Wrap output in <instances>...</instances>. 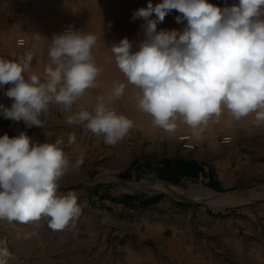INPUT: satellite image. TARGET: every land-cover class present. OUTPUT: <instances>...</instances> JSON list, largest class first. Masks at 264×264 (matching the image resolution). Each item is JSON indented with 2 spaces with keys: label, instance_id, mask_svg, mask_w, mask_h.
<instances>
[{
  "label": "clouds",
  "instance_id": "9594fccd",
  "mask_svg": "<svg viewBox=\"0 0 264 264\" xmlns=\"http://www.w3.org/2000/svg\"><path fill=\"white\" fill-rule=\"evenodd\" d=\"M172 10L180 14L177 23L187 21L183 32L157 31ZM155 14V19L150 17ZM143 18L145 39L133 52L128 38L113 44L111 51L128 83L141 90L138 108L152 116L156 125L172 130L177 116L196 128L226 108L236 118L256 113L264 121V0H239L218 7L208 0H149L132 19ZM112 23H109V27ZM97 37L68 27L52 37L51 64L45 67L43 82L35 74L25 78L34 55L18 60L0 58V88L11 85L4 95L11 107L0 104V115L26 127L42 126L39 116L49 103L71 110L87 89L96 87L100 69L92 57ZM55 65V67H53ZM125 85H114L108 100L119 99ZM68 124H83L105 143L115 144L133 127V122L108 108L100 98L94 112L81 109L67 117ZM69 136V143L75 142ZM31 144L21 132L0 136V220L29 223L42 217L50 229L63 230L81 213L74 191L57 194L58 181L69 161L60 145ZM83 163L80 159L75 167ZM12 253L0 248V264H8Z\"/></svg>",
  "mask_w": 264,
  "mask_h": 264
},
{
  "label": "rangeland",
  "instance_id": "374dc122",
  "mask_svg": "<svg viewBox=\"0 0 264 264\" xmlns=\"http://www.w3.org/2000/svg\"><path fill=\"white\" fill-rule=\"evenodd\" d=\"M161 2L162 0H151L154 6ZM208 2L223 8L236 5L239 0H208ZM32 3L35 5L38 2ZM49 3V16L40 18L44 19L42 24V20L40 23H36L38 20L36 17L26 18L23 12L27 4L18 1L17 8H15L18 15L12 17L7 26L1 27L0 58L18 60L32 52L34 58L29 71L24 73L25 78L35 74L43 82L45 67L52 63L48 53L54 35L61 34V31L69 26L84 34L95 35L97 40L91 51L93 61L100 69L96 79L97 86L87 89L73 103L71 110H65L62 105L63 111L62 114L58 113V118L67 120L68 116L81 109L94 112L100 98H103V102L108 108L131 120L133 127L115 144H107L103 134L95 135L83 124H76L75 129L72 124L65 121L64 127L67 130L64 135H61L62 132L59 131L53 136L50 143H55L57 139L63 141L60 147L69 161L65 174L72 173L79 179L76 181L60 179L57 194L74 191L78 196L81 213L63 230L56 231L49 228L47 219L43 217L39 221L29 223L0 220V248L7 247L12 253L8 264L96 263L101 255H97L96 234L104 232L102 221L105 220V216L97 213L90 194L83 190V183L88 185L96 182H108L114 192L119 188L120 193L148 191L140 194L149 195V192H167L177 198L197 201L199 203L196 202V205L207 208L213 214L219 213L227 206L236 205V208H242L249 205L246 203L247 201L253 200V216L258 219L264 218V176L256 178L253 180V185L237 190L239 193L234 194H218L194 182L167 185L170 182L141 175L135 179L122 181L119 177L120 174L127 171L138 172L147 162H157L167 158L176 148H181L177 140L178 136L189 134L185 129L166 130L156 125L151 115L139 110L137 105L138 97L142 94L141 90L128 83L125 75L117 67L114 54L111 51L112 45L118 44L123 38L129 39L133 52L139 50V44L146 38L142 27L145 21L143 18L133 20L132 17L139 8H146L149 0H50ZM178 15L182 14L177 10H172L165 16L163 22L157 24V31L175 29L183 32L187 21L177 23L176 16ZM29 18L34 19L33 24L27 22ZM150 18L155 19V14ZM110 22L112 23L111 27H109ZM17 38H24L26 46L17 47ZM121 83L125 85L123 95L119 99L109 102L108 98L114 85ZM9 87H11L10 84L0 88V99L2 105L6 107H9V98L4 95V92ZM58 105L60 104L55 102L49 103L47 108L49 118L52 114H56L55 106ZM247 119L249 120V118ZM47 122L49 125L51 119ZM214 123L215 126H218L223 124V121L216 119ZM17 124L21 123L5 119L3 115H0V136L7 133L12 138L24 132L31 140L32 133L42 131L35 126L18 129ZM243 124H246L248 128L239 131L241 136L239 139L242 143L248 144L247 141L253 140V135L250 136L253 132L250 125H253V122L245 121ZM79 125L80 127H78ZM211 131L220 133L223 130L212 128ZM72 134L76 139L74 143H69V136ZM31 144H33L32 140ZM80 159L83 160V163L77 169L75 165ZM135 175L137 176V174ZM137 186L140 187L137 188ZM241 191H246L247 194H242ZM259 227L264 229V222L259 221Z\"/></svg>",
  "mask_w": 264,
  "mask_h": 264
},
{
  "label": "crops",
  "instance_id": "0c3cea01",
  "mask_svg": "<svg viewBox=\"0 0 264 264\" xmlns=\"http://www.w3.org/2000/svg\"><path fill=\"white\" fill-rule=\"evenodd\" d=\"M18 1L26 2L23 14L26 18L36 17V23L42 20L43 24L44 19L40 18L49 16L50 0H0V31L18 15L15 9ZM35 1L38 3L34 5ZM27 22L33 24L34 19L29 18ZM8 101L11 107L13 100ZM55 108L57 112L50 118L47 110L40 114L42 126L35 127L42 131L32 133L33 144L50 143L56 133L66 132V120L58 118V113L63 111L62 104ZM216 119H221L223 124L215 126ZM245 121L253 122L250 125L253 142L247 141L248 144L239 139V131L248 128L243 124ZM173 122L174 130L185 129L191 135L195 149L176 148L167 158L147 162L138 172L120 174L122 181L141 175L170 182L167 185L194 182L218 194H234L264 176V121H258L255 112L236 119L222 108L218 116L209 117L196 128L180 116ZM20 123L16 125L18 129L28 128L24 122ZM72 125L76 129V124ZM212 128L223 131L212 132ZM224 136L232 137L230 144L219 142ZM61 179L76 181L79 177L70 173ZM83 184L97 213L105 216L104 232L96 234L97 255H101L95 264H264V229L259 227V221L264 222V218L253 216V200L242 208L227 206L213 214L196 205L197 201L177 198L167 192L120 193L119 188L114 192L108 182ZM246 191L241 193L246 195Z\"/></svg>",
  "mask_w": 264,
  "mask_h": 264
},
{
  "label": "built area",
  "instance_id": "2783aa9c",
  "mask_svg": "<svg viewBox=\"0 0 264 264\" xmlns=\"http://www.w3.org/2000/svg\"><path fill=\"white\" fill-rule=\"evenodd\" d=\"M67 29L68 28L63 29L61 31V34ZM72 29L75 30L74 28H72ZM25 44H26V41L24 38H17L16 39V46L17 47H24ZM177 140L180 143V146L182 149H184V150H194L195 149V145L192 142L191 135H189V134L180 135V136H178ZM231 141H232L231 136H224L220 140L221 144H229Z\"/></svg>",
  "mask_w": 264,
  "mask_h": 264
},
{
  "label": "bare ground",
  "instance_id": "6f19581e",
  "mask_svg": "<svg viewBox=\"0 0 264 264\" xmlns=\"http://www.w3.org/2000/svg\"><path fill=\"white\" fill-rule=\"evenodd\" d=\"M77 1V0H76ZM82 1V0H81ZM92 1H94V0H92ZM87 2H89V1H87ZM73 3V2H72ZM111 6V5H110ZM112 7V6H111ZM91 9V8H90ZM130 11V10H129ZM56 19V18H55ZM118 109V108H117ZM134 187H135V185H134ZM140 186H137V188H139Z\"/></svg>",
  "mask_w": 264,
  "mask_h": 264
},
{
  "label": "trees",
  "instance_id": "16d2710c",
  "mask_svg": "<svg viewBox=\"0 0 264 264\" xmlns=\"http://www.w3.org/2000/svg\"><path fill=\"white\" fill-rule=\"evenodd\" d=\"M115 200H117V199H115Z\"/></svg>",
  "mask_w": 264,
  "mask_h": 264
}]
</instances>
